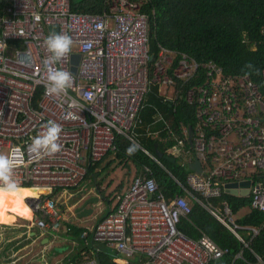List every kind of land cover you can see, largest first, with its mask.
<instances>
[{
	"label": "built area",
	"instance_id": "obj_1",
	"mask_svg": "<svg viewBox=\"0 0 264 264\" xmlns=\"http://www.w3.org/2000/svg\"><path fill=\"white\" fill-rule=\"evenodd\" d=\"M4 2L0 154L7 151L16 162L11 177L16 188L38 191L25 198L32 210V217L24 220L29 229L60 228L64 214L56 197L84 182L88 167L115 151L120 137L163 165L155 151L143 149L133 135L139 110L152 85L158 84L162 96L183 98L195 107L193 136L190 125L182 128L181 136L191 140L186 150L181 137L166 155L176 160L184 156L186 167L197 160L202 170L187 169L189 188L170 174L186 194L200 193L205 201L194 196L196 201L245 242L239 234L244 228L232 218L229 201H222L221 208L209 198L221 196L230 183L251 181L244 187L250 189L251 207L264 211V69L262 81H257L251 75L227 74L213 63L200 65L162 45L153 53L149 15L141 9L145 0H103V10L96 13L75 12L72 0ZM53 32L67 34L73 43L55 65H45L51 55L45 40ZM47 68L72 74L66 94H46ZM49 121L62 128L61 150L34 156L29 146ZM162 132L158 130L155 138ZM152 174L150 167L140 168L115 210L95 226L93 242L113 248L117 264H210L227 255L228 249L202 231L193 239L179 229L192 204L185 195L167 198ZM0 189L9 190L3 182ZM88 235L85 231L82 238ZM99 252L70 264H100Z\"/></svg>",
	"mask_w": 264,
	"mask_h": 264
},
{
	"label": "trees",
	"instance_id": "obj_2",
	"mask_svg": "<svg viewBox=\"0 0 264 264\" xmlns=\"http://www.w3.org/2000/svg\"><path fill=\"white\" fill-rule=\"evenodd\" d=\"M6 6L4 0H0V16L5 14ZM72 8L75 12H101L103 0H72ZM141 9L149 15V39L153 53H157V46L162 45L180 54V56L186 55L194 59L200 65L213 63L221 66L227 74L251 75L255 80L262 81V69H264V0H145V5H142ZM200 70L206 69L200 68ZM194 109L195 107L189 105L183 98L172 100L162 96L160 86L158 84L152 85L145 104L138 113L139 122L137 121L133 132L135 141L143 149L153 153L154 147L157 145L158 149L166 154L169 148L178 145L180 139L178 137L182 128L186 125L193 127L196 124V119L192 116ZM160 129H163V132L155 138V133ZM188 131L190 133V130ZM190 141L189 135L187 139L184 137V151ZM132 144L134 143L128 139L120 137L116 143L117 149L115 151L108 153L102 161L88 167L85 180H92V178L96 180V169L107 157L114 155L115 160L121 164L128 166L131 162L136 173L142 166L150 167L153 171L152 176L156 178L161 191L167 198L176 194L186 195L187 192L183 186L178 184L171 175L176 176L188 187L186 166L162 160V164L166 168L164 169L139 148L133 155H128L126 149ZM178 151H182V148ZM179 160L186 161L184 156H178L176 162ZM102 182L98 180L96 182L98 192L103 189ZM123 186L124 183L121 182L116 187L115 194H118V190L122 189ZM18 189L5 190L7 192L5 198H0V225H10L9 219L11 217L21 215V209L12 206L10 203L9 195H17L20 189L31 191V188ZM90 191L94 192L93 189ZM192 193L205 201L200 193L195 191ZM109 196L108 201L110 203L112 195ZM194 196L189 199L192 202L191 214L188 219L181 221L179 229L193 239H198L200 231H202L220 248L229 250V253L223 258L210 264H264V211L252 208L247 215L236 221L238 225L244 228L239 230V234L245 240L242 242L227 227L216 221L209 214V211L194 199ZM222 198L229 199V203L235 212L243 207L252 206L253 201L251 197L238 198L224 194L220 197L211 196L209 200L217 204ZM99 203L100 201L96 205ZM116 205L114 206L116 207ZM115 207L110 208L106 216L111 214ZM25 217L30 219L32 211H27ZM64 218L58 230H48L60 236L67 235L68 230H71L69 236L75 237L80 242V246L76 248L78 251L76 255L68 258L65 263H80L84 261V257L93 258L97 250L100 249L97 255L100 264H117L114 262L113 248L105 243L96 244L93 242L92 233L94 229H88V231L76 227L71 219H67L71 222L67 224ZM78 220L80 219L77 218ZM24 228L27 229V227ZM254 228L260 231L257 235L253 230ZM26 229L20 230L25 232ZM63 229H65V233H62ZM33 230L37 231V227ZM48 230L38 228L35 235L39 237L40 232H48ZM85 231L89 235L87 238H82ZM12 232L14 231L12 230ZM26 232L24 234L26 239H29L27 242L30 245L35 242L36 237H27ZM54 238L52 237V239ZM72 245L75 247V244ZM27 249L29 248L25 245L12 244L0 233V264H20L22 262L20 255ZM239 254H243V258H236ZM35 261H44L48 264L54 262L51 259V254L48 253L36 255L30 260V264Z\"/></svg>",
	"mask_w": 264,
	"mask_h": 264
},
{
	"label": "rangeland",
	"instance_id": "obj_3",
	"mask_svg": "<svg viewBox=\"0 0 264 264\" xmlns=\"http://www.w3.org/2000/svg\"><path fill=\"white\" fill-rule=\"evenodd\" d=\"M5 154L7 155V151L5 152ZM169 157H172V156H169ZM196 161L190 162L189 166L191 164H194ZM189 166L185 167L186 170L190 168ZM161 167L166 169L165 166H163V165ZM201 170H202V168H201ZM195 171H197V170H195ZM197 172H199V171H197ZM95 174H97L96 180H95V178L94 179L92 178V180H87V181L85 180L86 182L85 181L82 182L78 187H73V188L69 189L68 191H62L61 192L63 194L62 197H60V195H58V197H56L57 200L58 201L60 200L62 205L65 206L66 214L68 215L67 219H70L72 216L73 217L76 216V215H74V212H75L76 204L78 202H80L79 195H80V193H84L85 196H88L89 191L87 192L85 190H89L90 188L93 189V191H94L93 195L94 196H99L100 203L98 205H96V207H95L96 209H94L93 214L90 215L91 217L87 218V219H89V224H94L96 221H99L100 219L105 217L108 214V212L110 211L111 206H114L117 203V201L119 200V197L116 198V194H115L116 186L120 182H123L124 188L126 189V187L129 184H131L130 182L132 181V179L136 175V171H135V167L132 165L131 162L128 166H127V164H121L118 160H115L114 155H111V156L107 157L101 163L100 167L96 169ZM97 180L103 181L104 183L102 182V184H103V189L101 188L102 191L98 194H95L96 192H98L97 183H96ZM109 182H111V183L109 184ZM230 184L231 185L232 184H238V187H246V186L239 185L240 183H234L233 182ZM6 194H7V192L5 190H0V198H5ZM109 195H112V199H111L112 203L111 202L109 203V201H108L110 199ZM9 196H10L9 201H10V203H12V206H17L18 208L20 207L21 212L23 211L24 214L26 215L27 211L30 210L28 207V204L25 201L26 197L22 196L21 193H19V192L15 196L14 195H9ZM64 200L66 201V203H64ZM80 205H78V206H80ZM244 214H245V210L243 211V215ZM25 215L21 214L19 216L11 217L9 219L10 225H12L14 227H12L10 225H0V233L2 234V236L7 238V240L10 237L17 236L20 238L19 241L26 243L29 239L28 238L26 239V237H24L22 235L27 231L26 232L27 237L30 235L33 236L37 231L33 230V228L29 229V227L27 225V221H24V220H27ZM17 217H19L18 221H17ZM21 218H23V220H21ZM90 221H91V223H90ZM8 226H10V227H8ZM16 227L20 228L22 230L26 229L24 227H27L28 230L26 229V231L23 232L22 230L17 229ZM10 230H15L16 234L14 235L13 233H10ZM7 231H9V235H7ZM33 231H35V233ZM21 233H23V234H21ZM17 237H13V238H17ZM44 237H45V235L43 236V238ZM25 239H26V241H25ZM71 239H73V243L75 245L76 244L78 245L77 247L80 246V242L77 239H75V237H71ZM44 243H46V244H44ZM44 243L41 244V242L35 241V242L31 243V245H25L30 250L21 254V256H23V257H21L22 262L20 264H30V259H33L37 254L45 255L47 253L51 254L52 258L54 259L55 264H66L65 262H63L61 260H62V258L65 259L66 254L68 252H70L73 248H70L69 245H67V244H65V245L61 244L58 247L55 246V248L57 247V249L64 250L63 252H61L62 253L61 255H58L59 258L56 259L55 256L57 254H55V253L57 252V250L49 249L47 252L45 246H48L49 242L48 243L44 242ZM22 245H24V244H22ZM33 264H47V263L44 261H42V262L41 261H35V262H33ZM52 264H53V262H52Z\"/></svg>",
	"mask_w": 264,
	"mask_h": 264
},
{
	"label": "clouds",
	"instance_id": "obj_4",
	"mask_svg": "<svg viewBox=\"0 0 264 264\" xmlns=\"http://www.w3.org/2000/svg\"><path fill=\"white\" fill-rule=\"evenodd\" d=\"M72 43L73 41L71 37L68 36L67 34H60L53 32L51 35H49L45 40V44L51 55L46 59L45 65L48 64L55 65L58 61H60L63 57H65L71 51ZM46 80H47V83L45 84L46 94L59 96L61 94L67 93V90L72 86L73 77L69 71H65L57 68H47ZM190 127L192 126H189V128ZM61 131L62 128L59 124H57L54 121H49L46 130L32 139V142L29 146V151L34 156L37 157L43 155L52 156L55 153L59 152L61 150V145L58 143V140ZM181 134H182V130L180 132V136ZM180 136L179 138H181ZM192 136H193V128L190 137ZM138 147L139 146L136 144L130 145L126 149L127 154L133 155L137 151ZM179 162H181L182 166H184L183 161L179 160ZM15 166H16V162L11 157V155L0 154V182H3L5 187H7L8 189H15L17 187L16 183L11 178L12 171Z\"/></svg>",
	"mask_w": 264,
	"mask_h": 264
},
{
	"label": "crops",
	"instance_id": "obj_5",
	"mask_svg": "<svg viewBox=\"0 0 264 264\" xmlns=\"http://www.w3.org/2000/svg\"><path fill=\"white\" fill-rule=\"evenodd\" d=\"M133 180V179H132ZM131 184H132V181L130 182ZM121 184V182L118 184V185H120ZM131 184H129L127 187H126V189L124 188V186L122 187V189H120V190H118V194H116L117 195V198L118 197H120L123 193H124V191H126L130 186H131ZM117 185V186H118ZM116 186V187H117ZM228 187V186H227ZM226 187V188H227ZM94 188V187H93ZM225 188V189H226ZM232 189H236V190H238L239 192H241V194H239V195H232V194H230V193H227L226 191H225V189H224V191L222 192V195L224 194V195H228V196H232V197H238V198H250V194H242V191L243 190H245L244 189V187H238V186H232L231 187ZM32 189V188H31ZM90 190H92V188H90L89 190H85V191H89L88 193H89V195L88 196H85V194L83 193V199L84 200H81L80 201V204L82 203V202H84L85 201V199L86 198H88V197H91L92 195H93V193L90 191ZM221 195V196H222ZM188 199H191V196H190V194H186L185 195ZM58 197V196H57ZM220 197V196H219ZM195 199V198H194ZM224 200H227V201H229V199H227V198H222V200L219 202L218 201V203L217 204H214V205H217V206H220L221 208L223 207L222 206V201H224ZM59 203H60V207H61V209H62V211H63V214H64V220H65V222H67V224H69V223H71V222H69L68 220H67V218H68V215L66 214V208L62 205V203H61V201L59 200ZM64 203H66V201L64 200ZM79 203V202H78ZM77 203V204H78ZM77 204H76V207H77ZM96 204H97V202L95 203V202H92L91 203V206L94 208V209H96L95 207H96ZM191 204H192V202H191ZM75 207V208H76ZM115 206H111V208H114ZM20 208V207H19ZM21 209V208H20ZM252 209V207L250 206V207H243L242 209H240L238 212H235L234 210H233V215H232V218L235 220V222L236 221H238L239 219H241V218H243L245 215H247L248 214V212L250 211ZM245 210V214L243 215V211ZM74 212V211H73ZM21 214L23 215L24 214V212L22 211L21 212ZM25 215V214H24ZM74 215H76V212H74ZM26 216V215H25ZM14 217H16V216H14ZM73 217V216H72ZM70 218L71 219V221L72 222H74L73 224L76 226V227H81V228H83V229H89V230H93L94 228H95V226L100 222V220L99 221H96L94 224H89V219H87V218H90L91 216H89V217H86V218H83V219H80V220H78L77 221V215L76 216H74L73 218ZM214 218V217H213ZM18 219H19V217H17V221H18ZM69 219V220H70ZM16 221V222H17ZM216 221H218V222H220L219 220H216ZM15 222V223H16ZM84 222V223H83ZM83 223V224H82ZM90 223H91V221H90ZM221 223V222H220ZM222 225H224L223 223H221ZM10 226H12V225H10ZM225 226V225H224ZM12 227H14V226H12ZM226 227V226H225ZM17 228V227H16ZM228 228V227H227ZM17 229H20V228H17ZM68 229V228H67ZM229 229V228H228ZM65 229H63V232L62 233H65L66 231H64ZM88 230V231H89ZM230 230V229H229ZM14 232H12V230H10V233H13L14 235L16 234V231L15 230H13ZM36 231V230H35ZM37 231H38V228H37ZM70 231L71 230H68V234L66 235V234H63L62 236H60V235H58V234H53V233H51V230H48V232H40L41 234H39V237H37V235H35V237H36V240H34V241H39V242H41V244H43L44 242H49V244H48V246H45L46 247V250H47V252H48V250L49 249H55V250H57V252L55 253V254H57L56 256H55V258L57 259V258H59V256L58 255H61L62 253L61 252H63L64 250H62V249H57V247L58 246H60L61 244H63V245H65V244H67V245H69V247L70 248H73L70 252H68L67 254H66V258L65 259H63L62 258V260L61 261H63V262H65L68 258H71V257H73V256H75L76 255V253L78 252L77 251V244L75 245V247H73V245L72 244H74L73 243V239H71V235L69 236V234H70ZM231 231V230H230ZM34 232V231H33ZM59 232H61V231H59ZM232 232V231H231ZM56 233H58V232H56ZM204 233V232H203ZM233 233V232H232ZM21 234H23V233H21ZM34 234V233H33ZM32 234V235H33ZM36 234V233H35ZM205 234V233H204ZM7 235H9V231H7ZM30 235V234H29ZM45 235V237L43 238V236ZM206 235V234H205ZM22 236H24L25 237V234H23ZM31 236V235H30ZM34 236V235H33ZM33 236H31V237H33ZM200 236H201V232H200ZM208 236V235H207ZM236 236V235H235ZM13 237H17V236H13ZM13 237H10V238H8V241H10L12 244H20V245H22V244H24V245H29L28 244V242H26V243H24V242H21V241H19L20 240V238L19 237H17V238H13ZM52 237H55L54 239H52ZM209 237V236H208ZM46 238V239H45ZM200 238V237H199ZM210 238V237H209ZM236 238H238V236H236ZM64 240V241H62V240ZM211 239V238H210ZM239 239V238H238ZM212 240V239H211ZM240 240V239H239ZM25 241H26V239H25ZM213 241V240H212ZM214 242V241H213ZM70 243H72V244H70ZM215 243V242H214ZM44 244H46V243H44ZM31 245V244H30ZM55 246H57L56 248H55ZM27 247V246H26ZM28 250H30V249H27V250H25L24 252H22V253H25L26 251H28ZM21 253V254H22ZM59 253V254H58ZM93 253V252H92ZM49 254V253H48ZM113 254L115 255V253L113 252ZM27 255V254H26ZM38 255V254H37ZM20 257H23V256H21L20 255ZM51 259L52 260H54L53 258H52V256H51ZM31 260V259H30ZM62 262V263H63ZM31 264H33V263H31ZM48 264V263H47ZM53 264H55L54 262H53Z\"/></svg>",
	"mask_w": 264,
	"mask_h": 264
},
{
	"label": "water",
	"instance_id": "obj_6",
	"mask_svg": "<svg viewBox=\"0 0 264 264\" xmlns=\"http://www.w3.org/2000/svg\"><path fill=\"white\" fill-rule=\"evenodd\" d=\"M75 70V68H74ZM190 130V135L192 134V127L189 128ZM155 153L156 155L161 158L164 159L170 163H178L180 166H182L181 162H176V159L173 157H169L164 155V153H162L159 149L158 146L155 145L154 147ZM191 169H195L197 171H201V165L198 161H196L194 164H191L189 166ZM239 185L241 186H250L251 185V181H244L242 183H240ZM232 186H238V184H230L228 185V187L225 189V191L227 193H230L232 195H239L241 194V192H239L236 189H232ZM242 194H250V189H245L242 191ZM99 201V196H91L88 200H86L83 204H81L80 206H77L76 212H77V218L78 219H83L86 217H89L91 214H93L94 208L91 206L92 202H98ZM35 233V232H34ZM35 235V234H34Z\"/></svg>",
	"mask_w": 264,
	"mask_h": 264
},
{
	"label": "bare ground",
	"instance_id": "obj_7",
	"mask_svg": "<svg viewBox=\"0 0 264 264\" xmlns=\"http://www.w3.org/2000/svg\"><path fill=\"white\" fill-rule=\"evenodd\" d=\"M18 188H16V190H17ZM27 189V188H26ZM0 190H7V189H0ZM10 190V189H9ZM19 190V189H18ZM19 192H21V195L22 196H24V197H28V196H37V194H38V191L36 190V189H31V191H22L21 189H20V191ZM60 197H62L63 196V194L60 192ZM79 197H80V201L81 200H84L83 198V193H80V195H79ZM90 197H88V198H86L85 199V201L86 200H88ZM84 201V202H85ZM84 202H82L81 204H83ZM96 203V202H95ZM78 205H80V202L77 204V206ZM28 207H29V209H30V211H32L31 210V208H30V206L28 205ZM76 209H77V207L75 208V212H76ZM76 215H77V212H76Z\"/></svg>",
	"mask_w": 264,
	"mask_h": 264
}]
</instances>
